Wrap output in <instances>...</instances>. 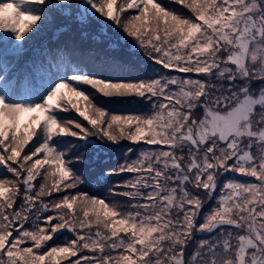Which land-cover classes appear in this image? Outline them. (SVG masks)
I'll return each mask as SVG.
<instances>
[{
    "label": "snow or ice",
    "instance_id": "snow-or-ice-1",
    "mask_svg": "<svg viewBox=\"0 0 264 264\" xmlns=\"http://www.w3.org/2000/svg\"><path fill=\"white\" fill-rule=\"evenodd\" d=\"M171 3L190 14L158 0H0V167L12 174L0 178V264H264V0ZM57 17L82 39L103 17L168 73L194 77L111 79L107 58L76 46L80 59L42 52L20 71L27 41ZM97 94L151 110L112 113ZM70 110L90 127L62 119ZM64 136L150 146L100 174H135L108 189L126 202L78 190L84 157L67 158ZM229 172L257 182L220 183ZM201 191L213 201L203 215Z\"/></svg>",
    "mask_w": 264,
    "mask_h": 264
},
{
    "label": "rangeland",
    "instance_id": "rangeland-1",
    "mask_svg": "<svg viewBox=\"0 0 264 264\" xmlns=\"http://www.w3.org/2000/svg\"><path fill=\"white\" fill-rule=\"evenodd\" d=\"M118 2H119V0H118ZM158 2H161L162 4H164L165 6H167L170 9H176L177 12H182L185 15L190 14L188 9H186L185 7H183L179 4L171 3V0H158ZM132 14H135V10H129L126 13V15H132ZM86 30L90 36L92 34H94L95 39H91V38L82 39L81 38V28L76 22H74L71 19H65L63 17H57L54 22L46 23L42 27V30L40 32L31 36V38L27 41V44L25 45L27 54L21 59L20 63L24 62L27 58H28V60L30 58H40L41 55H39V52L44 48H42V47L39 49H36V48H38L42 44L44 46L50 45L49 40H51V39H52V42L54 40V43H56L58 41L57 37L61 33H65V35L67 33V36L72 38L73 40H76V37H77L83 43L81 45V47H84V46L86 47L85 50L89 49V48L94 49L95 51L92 53V55H94V56L99 55L101 60H105V58H107V60H106L107 65H110L109 59H113L114 54L126 53V54L132 55L131 61H129V62L127 61L128 67L125 70V73H130L129 69H132L134 66H138V67H145L146 68V70L148 72V76L145 78H153L155 75L162 74V73H167L169 75H181V76L187 75V76H193L194 77V74H191V73H189V74H180V73H176V72L168 73L167 70L162 69V67L159 64L153 62L144 53V51L142 49H140L138 46H136L135 42L132 38L125 39L124 37L126 34H124L122 31L118 30L111 21H108L103 17H98L95 20H91V22L87 24ZM96 41H99V43H97ZM64 45H65L64 43H60V46H64ZM67 45L72 46V44H67ZM109 45H110V47H109ZM51 47L52 48L54 47L53 43L51 44ZM49 63H51V62H49ZM134 78H136V77H134ZM201 78H203V77H201ZM123 79L124 78H122L121 80H123ZM142 79H144V78H142ZM82 87L86 91H89V92L93 91V90L89 89L88 86H86V85H84ZM130 101L139 104L141 109L137 110V111H129V112L122 113V112H116L113 108H111L113 105L114 106L120 105L119 104L120 102H130ZM95 102L98 105L102 106L103 108L107 109L109 112L117 113V114H143V113L149 112L151 110V105L148 102H146L145 100H143L141 98L135 97V96L124 97V98H119V97L107 98V97H103V96L97 94L95 96ZM112 103H115V104H112ZM133 105L135 107L137 106L135 104H133ZM61 117H62V119L80 120L82 123L85 124L86 127H90L89 125H87L86 121H83L82 118L78 117V115L75 113L74 110H70V111L61 113ZM26 118L27 117H24L23 119H26ZM73 130H76V129L73 128ZM57 139H58V147L61 150H68V157L67 158L70 159V158L75 157V156H83L84 157L83 162H77L74 164V168L76 170H78V172L80 174H82L83 176H84V174H83L84 170L82 169L81 165L83 163H91V162L95 161L99 155H102V154H105L106 152H108L107 150L119 151L122 149L123 151H121V152H123V154H122L123 155V161H125L126 159L127 160L135 159L137 154L140 151H143V150L150 147V146L143 144V143L133 144L127 140H121L117 144H112V143H109L106 141L105 142L97 141L95 146L89 145L88 147H80L79 145L82 144V141H80L74 137L64 136V137L57 138ZM90 139L95 140L96 138L91 137ZM73 145H76V147H72ZM129 148H132L133 151L126 156L125 153L127 152V149H129ZM131 157H133V158H131ZM79 167H80V169H79ZM101 173H99L100 180H105L104 183H107V184H106L104 190L102 191V195H100L99 197L117 199V200H120L122 202H126V198L123 196L110 197L108 189L116 181L129 179L131 176H133L135 174L124 173L120 176H108L106 179H104L105 177L100 175ZM0 178L11 179L12 174L7 173L4 168L0 167ZM228 178H234V179H237V180H240L243 182H257V181H255V178H251V177H247V176L237 177L235 173L229 172L226 176L220 178V183H222L224 180H226ZM35 183L38 187V185L40 183V179L38 178ZM82 186H83V184L81 185V187ZM123 190H127V189H118L117 191H123ZM54 195L56 197H58V194H54ZM200 195H201L202 199L205 200V205H204V208L202 210V215H203V213L208 212L210 210V208L213 206V201H208L207 197H206L205 193H203V191L200 192ZM215 195H219V186L217 188ZM49 214H51V213H49ZM201 219H202V216H201ZM218 231H219V229H217V232ZM233 231H235V230H233ZM14 235H15V233H14ZM206 235L207 234H200V233L195 234L197 239L201 238L202 236L206 237ZM71 238H72V236L70 234H68V239H71ZM63 241H64V237L60 236L59 238H57L53 242H50V244L51 243L60 244ZM62 264H63V262H62Z\"/></svg>",
    "mask_w": 264,
    "mask_h": 264
},
{
    "label": "trees",
    "instance_id": "trees-1",
    "mask_svg": "<svg viewBox=\"0 0 264 264\" xmlns=\"http://www.w3.org/2000/svg\"><path fill=\"white\" fill-rule=\"evenodd\" d=\"M58 41L54 43V40L52 42V39L49 40L50 45L43 46L40 45L39 47H42V49L39 52V55L43 52L44 56L48 57V61L52 62V57L57 56L60 61L68 58L71 56L72 59H80L81 52H75L73 53L71 49L73 46L85 49L86 47H81L83 44L77 37L76 40H73L72 38L67 36V33H61L58 37ZM47 43V42H46ZM54 44V47H51V44ZM60 43H64V46H60ZM67 44H72V46H69ZM71 47V48H70ZM66 48L68 51H56L57 49ZM51 49L53 50L51 53H49L47 50ZM56 51V52H55ZM132 55L122 53V54H114L113 59H109L110 65H108L107 71L102 72L101 74L105 77L111 78V79H122L123 80H134V79H142L148 76V72L145 67H138L134 66L132 69H129L130 73H125V70L128 67L127 61H131ZM24 65L23 63H20L17 67L20 71H23L24 68L22 67ZM91 67V66H90ZM136 77V78H134ZM110 103V102H109ZM115 104V103H112ZM120 105L118 106H112L116 112H129V111H137L140 110V105L135 102H120ZM137 105L136 107L133 105ZM110 105V104H109ZM105 154L99 155L95 161L91 163H83L82 169L84 170V179L85 183L81 187L79 186V191L87 192L91 195L100 196L102 195V191L104 190L107 183H104L105 180H100L99 173L105 171V169H111L117 167L118 164H120L123 161V151L122 149L119 151H110L107 150ZM122 157H121V156ZM133 158V157H131ZM80 165V164H79ZM80 169V167H79ZM127 174V173H126ZM99 177V180L97 179ZM107 178V177H106ZM104 178V179H106Z\"/></svg>",
    "mask_w": 264,
    "mask_h": 264
}]
</instances>
